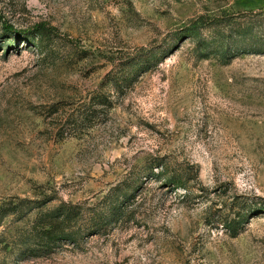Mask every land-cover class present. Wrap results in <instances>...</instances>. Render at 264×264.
<instances>
[{
	"label": "rangeland",
	"instance_id": "rangeland-1",
	"mask_svg": "<svg viewBox=\"0 0 264 264\" xmlns=\"http://www.w3.org/2000/svg\"><path fill=\"white\" fill-rule=\"evenodd\" d=\"M259 9L0 0V264H264V215L225 228L264 199V46L221 17Z\"/></svg>",
	"mask_w": 264,
	"mask_h": 264
},
{
	"label": "trees",
	"instance_id": "trees-1",
	"mask_svg": "<svg viewBox=\"0 0 264 264\" xmlns=\"http://www.w3.org/2000/svg\"><path fill=\"white\" fill-rule=\"evenodd\" d=\"M226 17L228 19H226ZM219 17H202V23L204 24H214L217 22ZM221 19L227 20V32L230 35V38L227 39V45H230L232 40L235 41L236 38H240L244 41L251 40L257 43L256 40H252L255 37L258 38V42L261 46H264V10L259 9L256 11H243L238 12L235 15L231 14V16L223 15ZM0 25L1 29L4 33L9 34H16L20 35L23 34V38L28 39L27 31H19L13 27V25L9 24L6 19L0 13ZM46 28L45 25H35L33 30H40ZM233 38V39H231ZM250 41V42H251ZM221 42V43H220ZM225 41H219L221 49L223 47V43ZM263 44V45H262ZM226 46L225 48H227ZM229 48V47H228ZM160 168L159 172L165 171L163 167L157 165L156 168ZM154 167L150 169L152 172ZM169 184H173L175 186H183L182 185V178H177L175 176H170L167 180ZM232 204H236L232 202ZM240 207V213L236 215V219H230L227 223H225V228L230 234L231 237H235L244 227L248 218L252 216H263L264 215V199H259V201H252V200H244L241 203H237ZM120 207V205H119ZM117 207L116 209H119ZM66 219V216H65ZM48 227H43L41 230L44 232V237L46 239V247L51 249L62 239H69L68 235H65L64 231L59 229L56 226H52L51 223L47 225Z\"/></svg>",
	"mask_w": 264,
	"mask_h": 264
}]
</instances>
